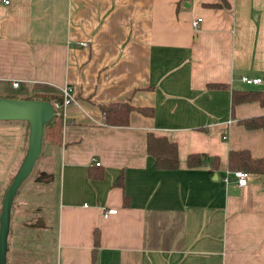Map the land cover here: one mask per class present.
<instances>
[{"label":"crops","instance_id":"crops-1","mask_svg":"<svg viewBox=\"0 0 264 264\" xmlns=\"http://www.w3.org/2000/svg\"><path fill=\"white\" fill-rule=\"evenodd\" d=\"M63 86L60 142L41 140L13 196L5 264H264V173L237 185L227 167L228 150L264 157V130L239 122L264 105H231L264 91V0H0V96L60 103ZM119 100L151 111L104 124L99 104ZM13 121L0 120V201L23 149ZM146 132L175 142L176 168L153 166Z\"/></svg>","mask_w":264,"mask_h":264},{"label":"trees","instance_id":"trees-1","mask_svg":"<svg viewBox=\"0 0 264 264\" xmlns=\"http://www.w3.org/2000/svg\"><path fill=\"white\" fill-rule=\"evenodd\" d=\"M208 86H221L219 83H208ZM52 100H60L59 96H50ZM36 99L51 100L49 97L41 96ZM257 100L264 105V91L245 90L231 92V105L237 101ZM102 121L107 125H124L127 123L129 110L136 109L143 113H150L148 107H133L125 100L110 101L99 104ZM247 128H262L264 130V114L239 119ZM61 118L60 115L53 117L43 125L41 140H48L58 144L60 142ZM145 153L151 157L153 166L158 169H174L177 167V149L172 140H168L164 135H155L151 132L145 134ZM216 157H212L209 163H214ZM205 160L201 154L189 153L185 157L187 166L204 164ZM227 167L229 169H241L253 173H264V157H252L246 149L228 150ZM97 232H93V243H96Z\"/></svg>","mask_w":264,"mask_h":264},{"label":"water","instance_id":"water-1","mask_svg":"<svg viewBox=\"0 0 264 264\" xmlns=\"http://www.w3.org/2000/svg\"><path fill=\"white\" fill-rule=\"evenodd\" d=\"M50 101L0 96V120H23L27 123L23 155L7 183L0 201V264H5L6 235L14 194L29 175L40 153L43 125L54 115Z\"/></svg>","mask_w":264,"mask_h":264},{"label":"built area","instance_id":"built-area-1","mask_svg":"<svg viewBox=\"0 0 264 264\" xmlns=\"http://www.w3.org/2000/svg\"><path fill=\"white\" fill-rule=\"evenodd\" d=\"M3 1L5 3L7 2V0H3ZM199 20H200V17L192 18L190 20L191 27L195 28L196 24H197V22ZM80 44L81 45H85V42L84 41H80ZM239 78H240V80L243 83H246V84H258V83L261 82L260 77H247V76L241 75ZM11 85L15 86L16 82L12 81ZM69 92H70V87L69 86H63L61 88V95H62L61 102L60 103L51 102L52 107H53V111L55 113L54 115H59L60 114V109L62 107H64V106H66L67 104H69L73 100L72 96L70 95ZM222 137H224V135H222ZM94 163L98 164L97 161H95ZM230 173L234 177L237 185H243L245 183V181L247 180L248 175H249L246 171L241 170V169H233V170L230 171ZM101 209H102L101 210V216L103 218L107 217L109 214H112V213L115 212V208L105 207V208H101Z\"/></svg>","mask_w":264,"mask_h":264},{"label":"rangeland","instance_id":"rangeland-1","mask_svg":"<svg viewBox=\"0 0 264 264\" xmlns=\"http://www.w3.org/2000/svg\"><path fill=\"white\" fill-rule=\"evenodd\" d=\"M6 122H8V121H6ZM6 122H3V123H6ZM9 122H11V121H9ZM13 122L16 125L22 126V148L23 149H21V151H19V153H18L17 157L20 156V158L19 159L15 158V160H13L12 164L9 166V172L7 174V176H9V180H10L13 172L15 171V169H16V167L18 165V162L20 161L21 156H22V154L24 152L23 150H24V147L26 145V141L25 140H26V135H27V123L25 121H13ZM23 144H25L24 147H23ZM40 157H41V151H40L38 157L35 159L29 175L22 181L20 186H22L26 181H28L27 179L31 178L32 175L35 173V171L37 170V168L39 166V163H40ZM9 180H7V181L9 182Z\"/></svg>","mask_w":264,"mask_h":264}]
</instances>
